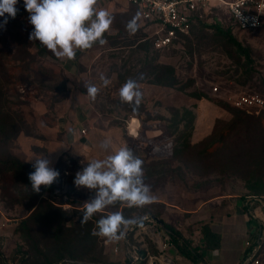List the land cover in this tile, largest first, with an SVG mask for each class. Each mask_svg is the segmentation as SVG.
Segmentation results:
<instances>
[{
	"label": "rangeland",
	"instance_id": "obj_1",
	"mask_svg": "<svg viewBox=\"0 0 264 264\" xmlns=\"http://www.w3.org/2000/svg\"><path fill=\"white\" fill-rule=\"evenodd\" d=\"M96 7L113 17L104 34L107 44L77 50L71 60L52 53L53 58L28 41L33 26L24 0L17 8L25 15L15 19L26 23L27 35L19 28V38L18 25H4L0 18V48L7 53L0 54V160L29 167L0 170V264H24L23 258L29 260L25 264H46L44 254L59 225L65 248L77 250L63 251L65 262L49 258L53 264H159L151 259L160 257L157 247L145 235L136 236L144 218L173 226L201 252L204 226L219 225L236 200L264 195L262 120L237 114L229 99L234 93H264V28L235 32L222 10L219 25L236 43L208 19L181 47L156 50L139 20L135 33L127 29L137 15L128 4L98 0ZM130 78L142 93L138 106L119 95ZM89 85L99 89L95 99L87 94ZM120 147L143 161V180L156 200L143 207L118 202L95 214L89 220L92 235L86 234L79 221L95 193L75 186L76 173ZM42 155L60 176L37 194L28 179L34 171L30 160ZM47 202L59 218L47 217ZM116 211L137 222L117 240L93 235L101 216ZM126 246H136L142 260L133 262ZM169 252L180 255L174 246Z\"/></svg>",
	"mask_w": 264,
	"mask_h": 264
},
{
	"label": "clouds",
	"instance_id": "obj_2",
	"mask_svg": "<svg viewBox=\"0 0 264 264\" xmlns=\"http://www.w3.org/2000/svg\"><path fill=\"white\" fill-rule=\"evenodd\" d=\"M19 0H0V18L4 25L8 18L15 19ZM98 0H24L28 21L33 26L29 40L38 41L58 58L74 59L77 50H87L99 44H107L104 34L110 29L113 17L103 8H97ZM139 14L127 24L130 33L138 28ZM104 86L109 81L101 76ZM99 89L87 86V94L95 99ZM120 98L138 106L142 93L134 79H128L119 90ZM109 141L102 147L107 150ZM28 179L33 192L40 194L41 187L48 188L58 181L60 173L52 167V161L45 155L36 156ZM29 161V162H30ZM143 161L127 147H120L114 154L103 159H94L77 172L74 184L94 191L92 199L85 202L81 223H87L95 214L102 213L110 206L126 203L129 207H143L155 202L156 196L143 180ZM135 219L126 218L121 212L101 216L93 235L117 240L123 236V229L135 224Z\"/></svg>",
	"mask_w": 264,
	"mask_h": 264
},
{
	"label": "built area",
	"instance_id": "obj_3",
	"mask_svg": "<svg viewBox=\"0 0 264 264\" xmlns=\"http://www.w3.org/2000/svg\"><path fill=\"white\" fill-rule=\"evenodd\" d=\"M118 1L135 8L139 14V28L145 34V40H149L156 50L181 47L192 36L194 28L206 23L208 19H214V23L220 24L222 10L235 32L246 34L264 28V0ZM214 91L217 92L218 87ZM229 99L234 108L248 115H264V93H234ZM81 132L85 134L86 129L83 128ZM259 199L264 205V196ZM257 219L260 225L258 235L245 243L247 256L244 264H264V206L258 209ZM144 221L146 224L136 236L145 235L159 250L160 257L151 259L157 260L159 264H194L190 260L184 262L178 254H170L173 245L169 233L156 219L146 217ZM119 250V247L114 249L115 252ZM124 252L133 262L142 260L141 251L136 246H126Z\"/></svg>",
	"mask_w": 264,
	"mask_h": 264
},
{
	"label": "crops",
	"instance_id": "obj_4",
	"mask_svg": "<svg viewBox=\"0 0 264 264\" xmlns=\"http://www.w3.org/2000/svg\"><path fill=\"white\" fill-rule=\"evenodd\" d=\"M260 197L248 196L244 201L236 200L230 204L231 214L220 218L219 225L209 227L220 239L217 247L212 249L206 246L199 251L203 254L200 264L245 263L247 256L245 243L255 239L260 228L257 211L264 206L259 200ZM184 259V262L188 261L187 258Z\"/></svg>",
	"mask_w": 264,
	"mask_h": 264
},
{
	"label": "trees",
	"instance_id": "obj_5",
	"mask_svg": "<svg viewBox=\"0 0 264 264\" xmlns=\"http://www.w3.org/2000/svg\"><path fill=\"white\" fill-rule=\"evenodd\" d=\"M131 8L136 12L135 8H133V7H131ZM22 14L25 15V13L23 11L18 10L16 16H22ZM13 22L16 23V25H18L17 26L18 27L17 35H18L19 38L22 37V35H20V33H19V28H21L22 32L23 33H26V35H27L28 32H27L26 23L23 24V21L22 22L21 21L20 22L19 21L17 22L16 19H12L11 18V20H9V18H8V22H7L6 25H8L9 23L12 24ZM204 24L205 23H202V24H200V26H202ZM210 26H214L217 32H219L220 34L227 35L230 41L236 43V41L230 35L231 32H230V34H228V29H227V31H225L223 28L220 27L219 23H214L213 25H210ZM196 28L197 27L194 28L193 33L195 32V29ZM28 41H30V40L28 39ZM33 42H34V44L38 45V47L40 49H42L44 52H46V54H48L49 56L55 58L54 55L52 54L53 52H51L50 50H48L45 46L41 45L38 41H33ZM0 54L3 57H6L7 56L6 55L7 53H5L4 51H2L1 48H0ZM0 60H2V57L0 58ZM21 62H23V61H21ZM237 112H238L237 114H239L241 116H248V117H253V118L262 120V123L261 124L264 127V115H261V116H252V115H248L245 111H242V110H238ZM216 145L218 146L217 147L218 149H221L222 146H223L221 143H217ZM28 168L29 167H26L25 165H22V164H20L18 162L12 161V160L10 161L9 159L2 160V161L0 160V170L13 169V170H16V171H19L20 172V171L26 170ZM46 206H47L46 208L49 211L52 212V216H47V217H51V219L59 218V216L55 212H53L55 210V208L52 207L50 205V203L47 202L46 203ZM81 217H80V221H81ZM79 227L81 229H83L86 234L92 232V229H91L92 228V224L90 223V221H88L87 223H81L80 222ZM164 228L169 233L170 240H171V244L175 247V249L179 252V254L182 257L187 258L188 260H190L194 264H200V261H202V259H203L202 258V255L203 254L200 253L197 248L192 247L190 245L189 241H187V239H185L184 236L181 233H179L176 229H174L173 226H171V225H169L167 223H164ZM202 231H203L204 239L206 241V246L208 248H212V249L215 248V247H217L218 246V243H219V239H220L219 235L216 234V233H213L208 226H204L202 228ZM64 235H65V232H64V230L61 229V226L59 225L58 231L56 232V235H54V241H55V243L52 246L51 245H47L48 246V251L46 252V254H44V259H46V261H47L46 264H53L51 261H48V260H49V258L55 257V256H58L59 260H63V262H65L64 259H63L64 256L61 253H64L63 251H66L65 253H71L73 250L76 249V248H73L72 251H71V249L65 248V245L67 244L68 241H66L64 239L65 238ZM91 235H92V233H91ZM95 238H94V240H95ZM94 240H89V241L94 242ZM93 245H94V243H93ZM25 255H27V254H24V256ZM22 261L25 264L29 260H28V258H27V260H26V258H23Z\"/></svg>",
	"mask_w": 264,
	"mask_h": 264
},
{
	"label": "bare ground",
	"instance_id": "obj_6",
	"mask_svg": "<svg viewBox=\"0 0 264 264\" xmlns=\"http://www.w3.org/2000/svg\"><path fill=\"white\" fill-rule=\"evenodd\" d=\"M138 123H137V120H133V122H132V124H131V128H132V130L133 131H135V128H136V125H137Z\"/></svg>",
	"mask_w": 264,
	"mask_h": 264
},
{
	"label": "water",
	"instance_id": "obj_7",
	"mask_svg": "<svg viewBox=\"0 0 264 264\" xmlns=\"http://www.w3.org/2000/svg\"><path fill=\"white\" fill-rule=\"evenodd\" d=\"M259 200H260V199H259ZM153 218L156 219L162 227H164V222H163V221H161V220L158 219L157 217H153Z\"/></svg>",
	"mask_w": 264,
	"mask_h": 264
}]
</instances>
